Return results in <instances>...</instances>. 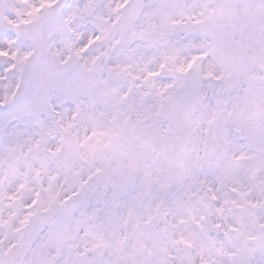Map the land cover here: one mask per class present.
<instances>
[{"label": "rangeland", "instance_id": "1", "mask_svg": "<svg viewBox=\"0 0 264 264\" xmlns=\"http://www.w3.org/2000/svg\"><path fill=\"white\" fill-rule=\"evenodd\" d=\"M53 1L0 0V264L11 252L20 264H131L132 253L139 264H184L185 244L196 264H232L240 233L251 264H264L263 1L248 0L214 30L213 0H146L126 34L116 20L127 0H68L60 13ZM30 20L42 24L44 54L28 91L13 99ZM193 68L218 80V95L210 99L205 86L187 181L153 234L147 222L169 183L172 146L159 109ZM236 119L247 126L243 139ZM43 139L51 155L38 160ZM56 204L60 220L22 242L29 217ZM206 210L229 237L203 231Z\"/></svg>", "mask_w": 264, "mask_h": 264}, {"label": "water", "instance_id": "2", "mask_svg": "<svg viewBox=\"0 0 264 264\" xmlns=\"http://www.w3.org/2000/svg\"><path fill=\"white\" fill-rule=\"evenodd\" d=\"M145 0H129L127 6L123 10V14L118 20V27L123 32H128L137 23L143 11ZM240 0H218L214 5V12L211 17V25L213 27L224 28L235 16L239 7ZM65 1L59 4V9L63 8ZM27 37L33 45V54L25 66L22 75L17 97L23 96L35 74L38 64L42 57V40L41 25L33 24L27 31ZM104 60L97 61L98 67H102ZM206 80L210 84L211 96L216 95V82L212 79H205L201 71L194 70L183 76L182 87L178 89L172 100L164 105L160 110V117L169 123V130L173 139V147L171 150V169L169 172V187L164 191V196L160 208L154 218L149 223V228L153 232H159L165 222V213L168 204L173 195L181 189L186 181L187 167L189 162L188 148L191 141V130L193 118L204 101L201 91V83ZM264 121V115L261 116ZM181 128H183L181 130ZM39 158L48 155L47 143L43 141L36 149ZM63 209L60 207H51L46 213L34 216L24 232V239L29 240L32 237L42 233L46 228L56 222ZM207 230L217 231L211 224L210 220L205 223ZM186 264H194L190 250H185ZM246 259V255H242ZM19 256L12 255L7 259L6 264H17ZM136 261V259H135Z\"/></svg>", "mask_w": 264, "mask_h": 264}, {"label": "flooded vegetation", "instance_id": "3", "mask_svg": "<svg viewBox=\"0 0 264 264\" xmlns=\"http://www.w3.org/2000/svg\"><path fill=\"white\" fill-rule=\"evenodd\" d=\"M260 1H263V3H264V0H260ZM248 2V0H243V4L241 5V8H240V10H239V13H238V16L242 13V12H244V6H245V4ZM245 238V237H244ZM244 238L242 239V240H244Z\"/></svg>", "mask_w": 264, "mask_h": 264}]
</instances>
